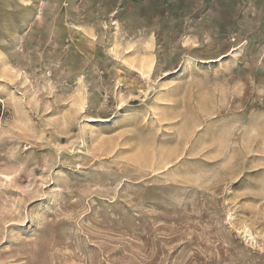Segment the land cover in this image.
<instances>
[{
    "label": "rangeland",
    "instance_id": "obj_1",
    "mask_svg": "<svg viewBox=\"0 0 264 264\" xmlns=\"http://www.w3.org/2000/svg\"><path fill=\"white\" fill-rule=\"evenodd\" d=\"M0 264H264V0H0Z\"/></svg>",
    "mask_w": 264,
    "mask_h": 264
},
{
    "label": "bare ground",
    "instance_id": "obj_2",
    "mask_svg": "<svg viewBox=\"0 0 264 264\" xmlns=\"http://www.w3.org/2000/svg\"><path fill=\"white\" fill-rule=\"evenodd\" d=\"M148 67V66H147Z\"/></svg>",
    "mask_w": 264,
    "mask_h": 264
}]
</instances>
